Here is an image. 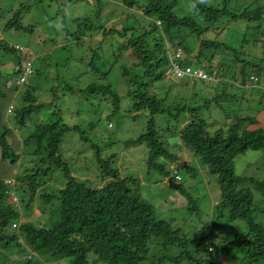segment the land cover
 Here are the masks:
<instances>
[{
    "label": "trees",
    "instance_id": "1",
    "mask_svg": "<svg viewBox=\"0 0 264 264\" xmlns=\"http://www.w3.org/2000/svg\"><path fill=\"white\" fill-rule=\"evenodd\" d=\"M190 1L194 6L192 12L179 15L176 12L178 0H123L128 9H140L136 11L142 20L152 14L155 16L154 21L145 25L139 19L135 24L120 26L94 24L87 16L76 19V29L65 36L67 42L86 45L89 49L84 61L88 70L78 72L88 77L81 88L57 83L44 90L33 75H47L48 68L54 66L46 60L47 54L37 53L34 57L28 48L9 43L0 35V173L5 175L8 169H15L12 180L0 178V248L4 250L0 251V264H36V255L43 262L68 258L66 264H228L229 261L230 264H264V224L255 220V213L263 208L255 201V192L264 199V179L239 175L234 170L238 155L249 149H260L264 153V126L259 124L264 110L261 107L264 92L257 95L259 107L255 111L248 113L247 108L242 107L237 112L231 110L237 97L245 100L244 86L248 81L252 84L251 77L257 79L250 90L262 91L259 90V75L264 74V37L262 55L250 59L244 45L241 49L234 48L232 41L219 39L216 34L231 26H246L249 22H257L254 26L258 28L264 21V6L260 3L262 0H243L240 5L239 0ZM2 4L0 0L2 33L8 30L24 34L33 32L34 23L25 24L23 20L29 10L28 4L21 2L15 7ZM129 17L127 13L124 19ZM212 33L215 35L211 38ZM190 40L196 44L195 50L191 49ZM247 41L243 35L241 43ZM109 42L117 43L116 49L105 52L102 49ZM178 49L181 54L177 57ZM219 50L231 52L233 64L221 59L214 61ZM9 55L14 58L13 67L10 74H3L2 67ZM34 58L37 60L35 66ZM104 58H111L110 69L103 63ZM235 62L239 66L234 65ZM174 63L180 67H204L211 74L216 72L219 82L224 80L222 77L228 70H233L234 83L223 82L220 92L196 105L160 97L152 86L171 74L178 81L176 84L167 82L169 89L175 85L183 87L189 82L193 84L197 79L178 77L173 71ZM26 65L31 72L24 75ZM114 67L120 69L127 90L124 93L132 101V108L135 111L145 109L149 115L144 131L134 140L147 146V170L158 171L169 188L187 197L190 209L197 207L195 198L179 182L181 170L194 178L197 169L189 160H179L180 156L171 151L174 143L164 138L165 130L170 139L178 138L184 149L199 158L205 166L206 177L216 176L220 193L215 204L216 218L226 215L228 222L236 219L244 222V233L234 234L219 245L227 263L216 257L212 243L209 248L208 236L190 238L180 228L158 218L155 206L134 188L136 179L122 177L114 165L115 154L102 156L101 147L96 143L92 142L90 148L103 184L93 186L71 174L61 143L67 133L78 127L68 126L63 121L57 104L58 88L61 87V94L68 90V93L77 91L84 97H107L111 102V115L119 110L121 100L117 84L110 80L112 77L116 80L114 75L110 77ZM53 73L58 76L55 71ZM22 75L24 80L18 82ZM227 84L241 94L227 91ZM17 86L23 87L18 104L14 94ZM44 94L49 100H43ZM211 104L216 105L224 118L208 117V120L202 116V111H208ZM42 110H47L46 118L33 121V116ZM158 115L165 116L164 126L157 124ZM29 124L31 129H28ZM15 129H27L22 140L24 150H19L18 143L13 141ZM21 155L27 157L32 166L17 171ZM170 164L173 165L170 167ZM55 170L61 171L66 181L56 192H48L44 187ZM169 179L178 187L169 186ZM19 188L23 196L16 198L14 191ZM53 200L56 205L52 204ZM35 205L46 218L33 221L21 217V211H32ZM210 224L216 226L217 219ZM155 242L158 250L151 256L150 249Z\"/></svg>",
    "mask_w": 264,
    "mask_h": 264
},
{
    "label": "rangeland",
    "instance_id": "2",
    "mask_svg": "<svg viewBox=\"0 0 264 264\" xmlns=\"http://www.w3.org/2000/svg\"><path fill=\"white\" fill-rule=\"evenodd\" d=\"M211 1V0H210ZM215 1V0H212ZM218 1V0H216ZM24 2L29 5V10L24 16V22L34 23V30L31 34H24L22 32H15L13 30L0 31L2 38L9 43H16L25 48H28L34 57L39 53L47 54L46 60L53 62L52 67L48 68L47 75L40 77L34 74L33 78H38L39 86L48 89L57 83L69 84L73 88H81L88 82L83 73L87 71V63L84 62L88 56V48L84 46H77L74 42L66 41L67 32L74 31L77 27L76 19L82 17H89L91 21L96 24H104V26H120L121 24H135L136 20H141L144 23L152 22L155 20V16L152 14L148 18L142 20L140 13L137 9H128L124 6L123 0H93L88 2L87 0H1L3 6L15 7L19 3ZM243 0L238 1V5L242 4ZM261 5L264 6V0ZM234 1L231 2V5ZM193 4L190 0H178L176 12L179 15L191 13L193 10ZM130 14L129 18H126V14ZM79 20V19H78ZM257 22H249L248 25L239 27L231 26L226 31L216 33L220 38H227L235 44L234 48L245 47L248 51L250 59H256L254 56H261L263 51L264 37V21L259 23V27L254 25ZM145 25V24H144ZM226 32V33H225ZM210 35V34H208ZM215 34H211V38ZM246 35L248 41L244 44L241 43V38ZM207 34L205 33V35ZM224 36V37H222ZM93 38H97L94 35ZM230 38V39H229ZM105 46V52L111 49H116L117 43L114 42ZM65 46V47H64ZM94 46V45H93ZM92 46V47H93ZM191 49L195 50L196 44L190 40ZM214 57V61L218 59L223 60L226 63H232V53L229 51L219 50ZM225 56V57H223ZM6 60V64L2 67L3 74H10L14 58L12 56L3 57ZM228 58V59H226ZM34 66L37 64V60L34 58ZM103 63L106 64L107 69H110L111 58H104ZM236 66H239L235 62ZM238 68V67H237ZM114 75L110 79L114 81L121 94V100L119 110L110 114L111 102L103 95H91V97L78 93H68V90H64V94H61V87L58 88L59 100L57 102L58 107L62 111V119L68 126H77L76 130H71L67 133L61 143V151L63 156L69 162L71 167V174L78 179L85 180L89 184L96 186L103 184L100 179L99 169L97 163L93 157L90 144L96 143L101 147V155L109 156L115 154L114 161L115 166L119 168L120 175L122 177L131 176L136 179L133 183L136 191L147 201L152 203L156 209V216L168 221L173 227H178L188 237L194 236L201 237L203 235L208 236L209 241L215 247V255L223 263H227V259L220 253V246L216 245V240L222 238L224 241L233 238L234 234L244 233L246 231L245 224L242 220L236 219L233 221H226V215L216 218L215 204L219 199V186L216 181L215 175H205V166L200 162L199 158L189 150L184 149L178 138H171L166 135L167 131L163 130L168 141L174 143L171 147V151L180 156V159L189 160L192 167L197 169V175L194 178H190L186 171H180V183L184 189H187V193L191 197L195 198L197 207L190 209L187 197L182 195L174 188H169L165 178L156 170H147L146 157L147 146L144 142H134L137 136L144 131L146 121L149 117L147 110L141 109L135 111L131 104L130 98L125 95L127 92L126 85L119 74V67H114ZM223 69H226L225 67ZM58 75H54V72ZM79 72V73H78ZM222 72V71H221ZM90 73V72H89ZM233 70H228L225 74L224 80L221 82L212 80L211 82H204L200 79H195L189 82L183 87L175 85L173 89H169L166 83H177L178 79L174 74L169 75L170 79L156 82L152 89L158 92L160 97L167 96L169 100H178L183 103L196 105L202 103L205 99L211 97L214 93H218L223 88V82L234 83L231 75ZM58 77V79H57ZM90 77V75H89ZM58 81V82H57ZM36 82V81H34ZM254 83L256 81H253ZM250 81L246 83L243 90L245 93V100L237 97L232 103L231 110L237 112L240 107L247 108L248 113L255 111L259 106L257 103L258 96L264 92V74L259 75V90H250L251 85H256ZM165 84V85H164ZM192 84V85H191ZM252 89V88H251ZM227 91L238 92L241 91L232 89L228 84L226 85ZM23 87H16L14 90L15 102L18 104L21 102V92ZM67 91V92H66ZM125 92V93H124ZM48 94V93H47ZM47 94L43 95V100H49ZM243 94V93H242ZM256 96V97H255ZM255 99V100H253ZM242 104V105H241ZM264 109V105L261 106ZM47 110H42L33 116V121L37 122L46 118ZM264 115V110H263ZM7 115V112L5 113ZM107 115L108 118L106 117ZM202 116L209 118H224L221 111L218 112L216 105L211 104L208 111H202ZM8 117L10 114L8 113ZM209 117V118H208ZM157 124L161 127L164 126L166 118L164 115L156 116ZM8 121V118H5ZM223 121L225 119H222ZM211 122V121H209ZM167 124V122H166ZM13 126V123L11 124ZM32 126L29 124V128ZM15 137L13 139L19 150L26 148L23 145V137L27 134V129L23 131L14 130ZM17 148V147H15ZM24 150V149H23ZM171 166L173 164H170ZM169 165V166H170ZM17 171H22L25 168L32 166L29 159L25 156H20L17 164ZM8 169L7 173L1 174L0 178L5 180H12V173L15 169ZM234 170L236 174L253 176L255 178L264 179V153L262 150H247L244 154L238 155L234 161ZM65 178L59 170H55L50 178L47 180L44 190L48 192H56L58 188L62 187L65 183ZM246 185V184H245ZM243 185V186H245ZM15 190V189H14ZM13 190V191H14ZM10 192V193H13ZM16 198L23 196L22 188L14 191ZM255 201L264 208V199L259 192H255ZM39 201L36 205H39ZM52 204L56 205V201L53 200ZM34 206L32 211H21V217L24 219H30L36 221L37 219L46 218L41 215L37 206ZM188 205V207H187ZM191 206V204H190ZM255 213V220L264 224V209ZM226 213V212H225ZM22 218V219H23ZM212 220L217 219V225L211 226L209 223L203 230H196L197 222L200 219ZM158 250V244H155L150 249V255H154ZM0 251H3L0 248ZM150 256V257H151ZM37 259L36 264H66L68 258H62L59 260H52L49 262H43L39 256H35ZM91 259V258H90ZM40 260V261H39ZM231 260V259H230ZM231 263V261H229ZM228 263V264H230Z\"/></svg>",
    "mask_w": 264,
    "mask_h": 264
},
{
    "label": "built area",
    "instance_id": "3",
    "mask_svg": "<svg viewBox=\"0 0 264 264\" xmlns=\"http://www.w3.org/2000/svg\"><path fill=\"white\" fill-rule=\"evenodd\" d=\"M89 2L93 1V0H88ZM181 54V50L178 49L175 53V55L178 57ZM173 71L174 73L178 76V77H184V76H188L190 78H200L203 80H210L212 79V76L205 71L204 68L202 67H193V66H183L180 67L178 66L176 63L173 64ZM31 72V68L29 65L25 66V70H24V75L30 74ZM25 76H21L18 79V82H22L24 80ZM253 79H256L255 77H253Z\"/></svg>",
    "mask_w": 264,
    "mask_h": 264
},
{
    "label": "clouds",
    "instance_id": "4",
    "mask_svg": "<svg viewBox=\"0 0 264 264\" xmlns=\"http://www.w3.org/2000/svg\"><path fill=\"white\" fill-rule=\"evenodd\" d=\"M202 68H204V67H202ZM205 69V71H207V69L206 68H204ZM208 72V71H207ZM209 73V72H208ZM211 76H212V79H210V80H208V81H206V80H203V79H201L202 81H204V82H211L212 80H219V78L220 77H218V75H216V72H213V74H211V73H209ZM254 77V76H253ZM253 77H251V79H253ZM256 79H257V77H255ZM197 79H200V78H197ZM256 79H253L254 81L256 80ZM170 167H171V165H170ZM209 223H211V219L209 218L208 220H205V219H200L198 222H197V225H196V230L197 231H199V230H203L204 228H206V226L209 224ZM216 245L217 246H219V245H222L223 243H225V241L222 239V238H218L217 240H216ZM209 248L211 249V242H210V244H209Z\"/></svg>",
    "mask_w": 264,
    "mask_h": 264
},
{
    "label": "water",
    "instance_id": "5",
    "mask_svg": "<svg viewBox=\"0 0 264 264\" xmlns=\"http://www.w3.org/2000/svg\"><path fill=\"white\" fill-rule=\"evenodd\" d=\"M169 186L171 187H178V184L172 183L171 180L169 179Z\"/></svg>",
    "mask_w": 264,
    "mask_h": 264
},
{
    "label": "crops",
    "instance_id": "6",
    "mask_svg": "<svg viewBox=\"0 0 264 264\" xmlns=\"http://www.w3.org/2000/svg\"><path fill=\"white\" fill-rule=\"evenodd\" d=\"M259 124L264 126V115L261 116V119H260V123Z\"/></svg>",
    "mask_w": 264,
    "mask_h": 264
}]
</instances>
